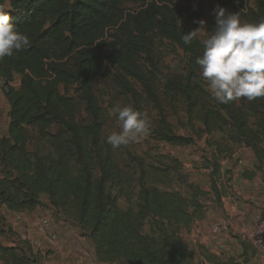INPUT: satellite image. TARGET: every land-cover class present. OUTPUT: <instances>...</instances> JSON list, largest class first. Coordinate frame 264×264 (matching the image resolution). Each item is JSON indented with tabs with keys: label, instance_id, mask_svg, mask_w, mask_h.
<instances>
[{
	"label": "trees",
	"instance_id": "16d2710c",
	"mask_svg": "<svg viewBox=\"0 0 264 264\" xmlns=\"http://www.w3.org/2000/svg\"><path fill=\"white\" fill-rule=\"evenodd\" d=\"M128 4L137 7L129 11ZM217 5L239 12L247 22L264 18V0L257 1V10L248 0H216L214 5L199 0H0V9L30 39L26 50L0 60L10 106L8 134L0 139V205L10 212H33L40 207L41 195H46L51 207L87 233L100 263L193 264V252L181 234L204 218L202 199L210 192L187 179L190 197L161 191L160 185L171 184L169 172L133 156L140 171V193L136 208L121 210L111 189L127 196L129 184L104 147V115L94 83L113 69L116 87L142 111V98L131 80L137 82L160 115L161 127H149L148 133L174 146L193 145V138L173 132L157 83L162 82L172 101L184 100L192 124L206 96L196 63L203 43L197 37L186 46L182 36L199 28L196 21L205 20L206 12ZM214 28L215 23L208 27L209 35ZM156 36L188 55L185 75L163 71L156 56ZM16 75L18 88L13 85ZM71 89L86 104L88 125L77 121L76 102L68 95ZM250 119H255V127ZM200 121L206 134L230 128L232 140L251 149L264 167V98L246 104L217 102L203 110ZM52 126L62 127L65 137L50 133ZM26 127L36 128L52 152L32 157ZM212 168L211 193L220 202L230 180L224 179L219 163ZM147 224L150 231L145 234ZM3 226L0 223V264H34L37 258L29 243L2 244L7 234ZM244 246L248 248L247 243Z\"/></svg>",
	"mask_w": 264,
	"mask_h": 264
},
{
	"label": "rangeland",
	"instance_id": "374dc122",
	"mask_svg": "<svg viewBox=\"0 0 264 264\" xmlns=\"http://www.w3.org/2000/svg\"><path fill=\"white\" fill-rule=\"evenodd\" d=\"M199 1L210 5L216 4V0ZM257 1L248 0V4L251 8L257 10ZM136 7V5L132 4L126 5L129 11L135 10ZM7 9H10L9 5H7ZM204 21H206L204 28L206 32L202 31L198 36V39L202 43L209 36L208 27L215 23L213 10L206 12ZM242 22L247 21L242 20ZM155 45L157 59L165 73L171 75L186 74L188 55L175 43L161 37H155ZM201 72H198L199 81L206 92V96L202 99L201 106L192 124L189 121L184 100L179 98L176 101H172L165 95L162 82L159 81L157 83L163 112L173 132L195 140L193 145L186 147L168 144L157 136L147 133V135H141L135 142H130L127 146L113 149L106 143V139L112 132L120 131L121 124L118 121L117 114L113 113L112 108L115 105L132 106L133 101L130 97L123 95L116 87L113 69L103 78L95 81L94 91L104 115V147L109 151L110 158L114 164L124 172L129 184L127 196L119 195L116 189H111L112 194L118 197V204L121 210L126 211L130 207L136 208L137 198L140 193V171L137 164L131 158L133 156L142 157L148 165L169 172L171 184L167 186L160 185L159 189L161 191L179 192L184 196L190 197L191 191L187 188L184 179H187L190 183L201 189L210 186L211 191L210 176L214 163H219L223 172L226 169H231L230 171L232 169H239L238 175L243 180L241 186L249 188L248 185H253L256 190L261 191L264 179V167L258 163L253 151L241 144L235 143L232 140L233 131L230 128L214 131L212 134L203 133L204 127L200 121L202 112L204 109L214 108L217 105V101L213 98L208 81L203 78ZM131 81L142 98L140 105L142 112L148 114L149 127L154 130L159 129L161 127V120L157 106L146 98L140 84L133 80ZM19 84L20 77L16 75L13 85L15 88H18ZM61 93H65L62 87ZM68 95L76 102L78 123L88 125L90 123V116L87 113L86 104L74 92V89H71ZM237 101L239 104H246L249 100L240 98ZM9 110L10 106L4 95V88L1 87L0 139L8 134ZM249 123L252 127H255V119H250ZM25 129L28 138V151L32 157L35 154L43 155L52 152L51 147L46 142L41 141L36 128L26 127ZM49 131L52 134H59L65 137L62 127L52 126ZM177 163L179 164L176 165ZM96 176H100L98 170H96ZM224 179L227 180V177ZM260 196L264 200V193ZM202 201L209 203L211 199L210 197H206ZM9 212L7 208L0 205V223H4L3 228H6L7 231V236L5 234V238L3 239V243L5 244L11 243L16 235L8 231L11 226L9 223V220L11 221L9 218L11 213ZM261 218H264V216H261ZM16 220L21 224L18 231L23 238H20L23 242L29 243L36 255L37 261L34 264H105L97 260L95 248L87 233L82 231L75 222L67 219L60 211L51 207L46 195H41L40 207L33 212H20ZM44 220L50 221V229L44 228L42 224ZM252 225H254L253 222ZM29 226H33L34 228V234L31 236L26 232ZM149 231L150 227L147 224L144 232L148 234ZM186 231L183 230L181 234L184 241L186 240ZM51 233H55L57 238L53 239ZM249 236L250 233L246 234L245 243L248 245L246 251L249 257L254 258L255 255L260 253L251 245ZM32 237L43 240L41 244H37V242L34 243ZM260 255L264 256V254ZM253 264L258 263L253 262Z\"/></svg>",
	"mask_w": 264,
	"mask_h": 264
},
{
	"label": "clouds",
	"instance_id": "9594fccd",
	"mask_svg": "<svg viewBox=\"0 0 264 264\" xmlns=\"http://www.w3.org/2000/svg\"><path fill=\"white\" fill-rule=\"evenodd\" d=\"M215 28L203 40V52L197 58L202 76L208 81L213 98L228 104L240 98L249 101L264 98V18L259 22H242L239 12L232 13L217 5L213 9ZM199 28L183 34L187 46L204 31L206 21H196ZM30 47L29 37L18 30L13 18L0 9V60ZM120 131L107 136L113 149L135 142L149 131L146 112L133 106L115 105Z\"/></svg>",
	"mask_w": 264,
	"mask_h": 264
},
{
	"label": "crops",
	"instance_id": "0c3cea01",
	"mask_svg": "<svg viewBox=\"0 0 264 264\" xmlns=\"http://www.w3.org/2000/svg\"><path fill=\"white\" fill-rule=\"evenodd\" d=\"M230 170L226 169L224 172L230 182L221 201H216L210 186L204 188L203 190L210 192L208 197L211 202L205 203L204 218L196 221L186 231L185 242L193 252V264H244L246 258L249 259V264L253 262L264 264V256L260 255L264 253L251 258L244 246L246 234L251 233L254 228L252 222L255 224L257 218L264 216V200L260 196L264 193V183L261 191L256 190L253 185H248L249 188L242 187L243 180L238 175L239 169ZM9 213H11L9 229L16 234L15 239L5 244L3 243L5 236H3L1 241L6 247H15L23 238L18 231L21 224L16 220L20 213ZM216 224L224 226L221 233L213 231L212 228ZM26 230L29 236L34 234L33 226H29ZM35 237H32L34 243L41 244L43 239L38 240Z\"/></svg>",
	"mask_w": 264,
	"mask_h": 264
},
{
	"label": "built area",
	"instance_id": "2783aa9c",
	"mask_svg": "<svg viewBox=\"0 0 264 264\" xmlns=\"http://www.w3.org/2000/svg\"><path fill=\"white\" fill-rule=\"evenodd\" d=\"M1 87H4V79L0 76V88ZM42 224L46 229L51 228V223L48 220H44ZM212 229L216 233H221L224 230V226L222 224H216ZM51 236L53 239L57 238L55 233H51ZM249 240L257 252L264 253V218H257L254 228L250 233Z\"/></svg>",
	"mask_w": 264,
	"mask_h": 264
}]
</instances>
